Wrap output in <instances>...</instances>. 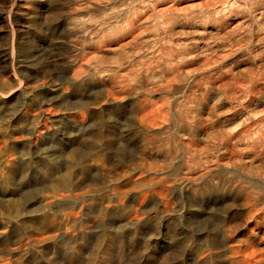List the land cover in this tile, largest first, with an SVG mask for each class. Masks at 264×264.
<instances>
[{"label": "bare ground", "instance_id": "obj_1", "mask_svg": "<svg viewBox=\"0 0 264 264\" xmlns=\"http://www.w3.org/2000/svg\"><path fill=\"white\" fill-rule=\"evenodd\" d=\"M47 58L32 139L89 126L95 180L1 175L0 264H115L110 199L81 209L108 189L150 244L160 221L152 264H264V0H66Z\"/></svg>", "mask_w": 264, "mask_h": 264}, {"label": "rangeland", "instance_id": "obj_2", "mask_svg": "<svg viewBox=\"0 0 264 264\" xmlns=\"http://www.w3.org/2000/svg\"><path fill=\"white\" fill-rule=\"evenodd\" d=\"M65 2L0 0V146L3 148L0 176L13 181L14 191L29 189L31 180L43 177H59L65 186L86 185L95 180L93 167L84 163V156L93 151L89 126L76 131L69 143L56 133L59 127L72 128L69 118L60 116L57 129L53 128L42 139H32V128L39 123L36 114L44 109L47 95L50 73L47 41L57 30ZM27 4L35 5L34 15L19 13V9ZM52 75L58 80L59 69H55ZM26 88L33 89L28 98L22 93ZM49 152H55L53 166L48 162ZM111 162L109 166L112 169L124 165L117 159ZM90 196L93 199L81 208L84 212L103 208L98 196L111 201L103 209L110 214L115 230V264H152L161 223L156 221L151 226L153 241L150 244L138 223L129 218L130 213L140 206L139 195L129 197L122 204L115 190L108 189L101 195L92 192ZM98 222L96 220L94 224ZM123 242H126L125 259Z\"/></svg>", "mask_w": 264, "mask_h": 264}]
</instances>
